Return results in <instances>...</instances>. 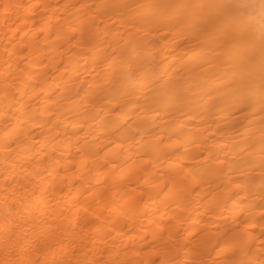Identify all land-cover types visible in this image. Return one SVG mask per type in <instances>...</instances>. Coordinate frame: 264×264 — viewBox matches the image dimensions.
<instances>
[{
	"label": "bare ground",
	"instance_id": "1",
	"mask_svg": "<svg viewBox=\"0 0 264 264\" xmlns=\"http://www.w3.org/2000/svg\"><path fill=\"white\" fill-rule=\"evenodd\" d=\"M0 264H264V0H0Z\"/></svg>",
	"mask_w": 264,
	"mask_h": 264
}]
</instances>
